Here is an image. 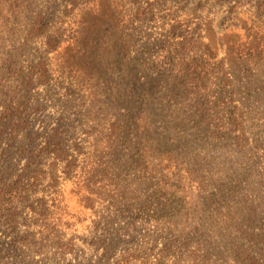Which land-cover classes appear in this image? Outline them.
I'll list each match as a JSON object with an SVG mask.
<instances>
[{"label":"rangeland","instance_id":"rangeland-1","mask_svg":"<svg viewBox=\"0 0 264 264\" xmlns=\"http://www.w3.org/2000/svg\"><path fill=\"white\" fill-rule=\"evenodd\" d=\"M191 37L210 50L181 49ZM18 71H45L16 96L21 139L59 133L66 159L0 225V264L264 255V5L0 0V90Z\"/></svg>","mask_w":264,"mask_h":264},{"label":"trees","instance_id":"trees-1","mask_svg":"<svg viewBox=\"0 0 264 264\" xmlns=\"http://www.w3.org/2000/svg\"><path fill=\"white\" fill-rule=\"evenodd\" d=\"M257 1L258 5H264V0ZM202 46L206 51L210 50V45L207 42L198 37H191L189 45L183 43L181 49H186L188 52ZM44 74L45 71L40 73L32 71L27 74H21L18 71L13 80L9 81L11 85L5 87L6 91L0 90L1 96L5 94L7 98H10V100L7 99L9 100L8 105L0 109V225L8 224V227L11 228L17 227L18 217L23 206L31 201V195L46 175L43 168L46 159L54 158V162H52L54 166L58 161L66 159L65 154L61 155L63 154L62 149L58 148L60 146L59 133L50 134L44 146L36 144L37 137L32 133L27 141L20 137L22 129L29 125L24 117L21 119L23 112H27L28 109H26L27 105L19 104V101L16 102V96L31 92L35 77L43 78ZM13 87L19 88L15 95L13 94L14 90L13 92L8 91V88ZM143 103L141 102L137 111L132 115L131 124H137L140 119L145 118L140 114L141 109H144ZM137 128L138 126H136ZM27 145L32 147L27 149ZM29 205L32 206V204ZM31 208L34 210V207ZM233 245L235 247H231L232 255L240 264H264V255L249 254L235 243Z\"/></svg>","mask_w":264,"mask_h":264}]
</instances>
